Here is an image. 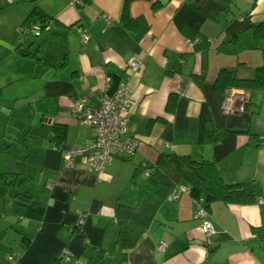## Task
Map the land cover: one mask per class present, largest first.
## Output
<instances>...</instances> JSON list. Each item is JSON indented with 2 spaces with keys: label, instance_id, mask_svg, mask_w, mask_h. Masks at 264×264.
Segmentation results:
<instances>
[{
  "label": "crops",
  "instance_id": "0c3cea01",
  "mask_svg": "<svg viewBox=\"0 0 264 264\" xmlns=\"http://www.w3.org/2000/svg\"><path fill=\"white\" fill-rule=\"evenodd\" d=\"M77 1L0 0V105L9 116L15 107L25 110L23 135L36 138L25 147L33 149L34 163L9 157L3 169L16 174L15 184L31 178L43 189L36 198L31 190L17 195L25 209L11 217L26 220L24 232L0 264H48L59 253L82 263L96 249L104 252L99 264H118L122 249L115 239L121 229L134 241L126 264H264V91L212 89L221 68L252 77L264 65V38L253 37V26L264 22V0H132L134 29L120 21L123 0ZM37 10L49 17L46 29L37 36L20 32ZM31 23L25 26L41 25ZM21 48L27 53L37 48L50 63L65 64L42 66L19 53ZM131 57L140 64L136 72L128 68ZM120 81L131 100L134 154L111 156L98 176L81 158L74 168H64L65 149L49 138L61 129L51 126H64L65 144H87L92 129L73 116L72 101L87 96L95 102ZM225 95L231 97L230 112L222 109ZM203 102L215 126L247 129L236 133L235 148L217 167L226 183L252 182L255 193L248 204L212 201L210 236L194 216L196 199L183 191L160 205L147 198L138 204L119 199L123 189H131L134 170H141L136 181L143 182L145 169L161 152L212 158V144L196 141ZM0 119L6 120L3 113ZM159 241L166 244L163 251Z\"/></svg>",
  "mask_w": 264,
  "mask_h": 264
},
{
  "label": "trees",
  "instance_id": "16d2710c",
  "mask_svg": "<svg viewBox=\"0 0 264 264\" xmlns=\"http://www.w3.org/2000/svg\"><path fill=\"white\" fill-rule=\"evenodd\" d=\"M132 0H123L120 21L128 29L136 27L133 18L129 15L128 7ZM157 7V3H153V8ZM50 21L42 11L32 12L26 20V24L40 23L43 27ZM253 37L264 38V22L253 26ZM28 57L33 58L40 65L54 68L64 66L65 62L52 64L45 58L40 56L37 48L27 53ZM193 79L199 84L202 77L193 76ZM243 89L245 91H264V65L258 66L254 70L252 77H238L233 68H221L218 70L213 82V91L223 94L227 89ZM175 95H171L168 104V110H173ZM249 102H245L244 107ZM8 109L0 105V113L5 114ZM61 130L57 132L58 129ZM49 134L50 141L57 147L64 144L65 128L64 126L52 125ZM236 133L234 129L226 127H218L213 124L211 111L206 102L201 104L200 113L198 115L197 143L210 142L212 144V158L195 160L190 155H179L175 153L158 154L155 162L147 168L149 174L143 182L136 181L141 173L140 169H135L132 174L131 189L126 191L123 189L119 195V199L129 203L138 204L143 198H147L156 205H160L167 199L169 193L179 184L186 186L187 194L194 199H202V206L208 211L209 205L214 200L225 203L248 204L255 202L254 185L252 182L228 184L217 167V162L228 156L235 148ZM0 179L5 184L16 183V174L6 173L4 169H0ZM19 188L22 191L31 190L33 197H38L43 193L41 184L36 183L33 179H25L20 182ZM41 208H34V210ZM79 230V229H77ZM76 230V231H77ZM115 242L122 249L121 258L118 264H126L127 250L131 248L134 241L128 238L127 233L122 229L119 231ZM24 246V245H22ZM104 252L102 249H96L94 255L89 257L85 262L70 260L63 261L66 253H59L48 264H99Z\"/></svg>",
  "mask_w": 264,
  "mask_h": 264
},
{
  "label": "built area",
  "instance_id": "2783aa9c",
  "mask_svg": "<svg viewBox=\"0 0 264 264\" xmlns=\"http://www.w3.org/2000/svg\"><path fill=\"white\" fill-rule=\"evenodd\" d=\"M77 0H70V3H76ZM110 22V18L106 17ZM46 29V26L44 27ZM41 26L19 27L20 32L31 30L35 35L41 32ZM140 67L139 62L131 57L128 60L130 71L136 72ZM231 97L225 95L222 100V109L230 112ZM131 100L125 82L120 81L116 88L108 93L106 90L97 97L95 102L90 101L87 96L76 97L72 101L71 113L73 116L89 125L92 129V135L87 144L70 145L69 148L61 151V159L64 168L72 169L76 165V159H84L89 170L95 175L103 173L109 163L111 156L120 155L130 157L137 148V140L129 133L128 125L130 119ZM144 174L148 176L149 170L145 169ZM179 191L187 193L186 186L177 185L167 196L169 200L175 199ZM202 199H196V209L194 216L200 221V227L207 236H210L214 230L209 219L208 211L202 206ZM165 242L159 241L157 248L161 251L165 249ZM16 252L9 256L12 259ZM71 257L64 255L63 261L69 262Z\"/></svg>",
  "mask_w": 264,
  "mask_h": 264
},
{
  "label": "rangeland",
  "instance_id": "374dc122",
  "mask_svg": "<svg viewBox=\"0 0 264 264\" xmlns=\"http://www.w3.org/2000/svg\"><path fill=\"white\" fill-rule=\"evenodd\" d=\"M13 110L15 112L13 116L3 114L6 120L0 119V134H3V139L0 140V169L4 168L5 161L9 157L21 158L30 163L35 161L33 149L25 147L36 142V138L32 140V135H23L27 130L23 131L26 127L25 120L29 117L26 118V115H23L25 110L21 108L15 107ZM32 122H36L35 119H32ZM21 193L22 190L18 184L8 185L0 179V258L2 259H5L8 249L18 246L24 232L23 226L26 220H20V222L15 220L25 209L24 205L19 204L22 199L17 195L23 196Z\"/></svg>",
  "mask_w": 264,
  "mask_h": 264
},
{
  "label": "water",
  "instance_id": "95a60500",
  "mask_svg": "<svg viewBox=\"0 0 264 264\" xmlns=\"http://www.w3.org/2000/svg\"><path fill=\"white\" fill-rule=\"evenodd\" d=\"M18 52L19 53L23 52V53L27 54V51L24 48L23 49L22 48L19 49ZM234 130L237 131V132H245L247 129L246 128H234ZM60 148L61 149H67V148H69V145H67V144L64 143V144H62L60 146Z\"/></svg>",
  "mask_w": 264,
  "mask_h": 264
},
{
  "label": "bare ground",
  "instance_id": "6f19581e",
  "mask_svg": "<svg viewBox=\"0 0 264 264\" xmlns=\"http://www.w3.org/2000/svg\"><path fill=\"white\" fill-rule=\"evenodd\" d=\"M110 17V16H109ZM110 18H112V17H110ZM25 23V22H24ZM26 24V23H25ZM25 24L23 25V24H21L22 26H25ZM27 26H28V23H27ZM41 26V25H40ZM45 26V25H44ZM30 27V26H29ZM17 28V27H16ZM43 28V27H42ZM46 31V30H45ZM18 32V31H17ZM22 34V33H21ZM37 36V35H36ZM87 37V36H86ZM66 55V54H65ZM62 59H63V57H62ZM65 60H66V58H65ZM63 61V60H62ZM59 63V62H58Z\"/></svg>",
  "mask_w": 264,
  "mask_h": 264
}]
</instances>
